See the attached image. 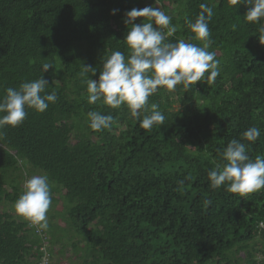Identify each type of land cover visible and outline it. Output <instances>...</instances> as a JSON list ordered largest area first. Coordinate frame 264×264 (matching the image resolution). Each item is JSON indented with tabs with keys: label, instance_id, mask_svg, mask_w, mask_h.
<instances>
[{
	"label": "trees",
	"instance_id": "16d2710c",
	"mask_svg": "<svg viewBox=\"0 0 264 264\" xmlns=\"http://www.w3.org/2000/svg\"><path fill=\"white\" fill-rule=\"evenodd\" d=\"M201 3L214 10L208 50L220 61L215 82L205 73L189 89H159L149 104L166 119L151 130L126 105L88 103L80 72L96 68L88 76L98 81L112 51L128 55L127 12L159 7L179 26L169 42L202 46L185 24ZM249 7L247 0L235 7L230 0H0V97L42 75L46 93L58 95L44 113L26 109L20 126L0 129V206L13 211L0 209V264H39L41 237L51 256L52 244L67 235L79 264H264V233L257 232L264 190L241 197L208 180L226 163L220 154L232 139L248 144L252 159L264 156V45L261 25L244 19ZM45 63L52 68L43 73ZM93 110L111 114L112 127L92 131ZM252 126L261 136L249 144L243 133ZM36 172L48 175L52 202L54 195L67 201L62 217L50 219L64 226L61 238L15 213Z\"/></svg>",
	"mask_w": 264,
	"mask_h": 264
},
{
	"label": "clouds",
	"instance_id": "9594fccd",
	"mask_svg": "<svg viewBox=\"0 0 264 264\" xmlns=\"http://www.w3.org/2000/svg\"><path fill=\"white\" fill-rule=\"evenodd\" d=\"M244 2L245 0H230L234 7ZM247 2L251 7L244 19L261 25L258 39L264 45V0ZM199 8L200 12L195 20L186 18L185 24L194 34L192 39L201 41L202 46L184 39L169 42L167 38L177 33L179 26L173 24L172 17L159 7L133 8L127 12L125 23L129 30L124 43L128 55L119 50L112 51L103 61L98 81L88 76L89 72L94 76L96 68L83 66L80 72L87 85L88 103L101 102L112 109L126 105L130 115L140 120V127L151 130L154 126L164 125L166 119L158 104H149V97L159 89L175 91L177 85L189 89L202 81L205 73H208L209 82H215L221 72L220 61L216 59L215 52L208 50L212 44L209 22L214 16V10L207 3H201ZM112 14H115V10ZM138 18H142L141 22L134 23ZM51 68L50 63L42 65L43 73ZM48 86V81L42 75L39 79L22 83L18 89H5V95L0 97V129L5 126H20L28 115L26 109L44 113L50 104H55L58 95L55 90L46 93ZM87 118L90 121L89 127L94 132L110 129L115 122L111 114L103 115L98 110L89 111ZM260 136V128L252 126L243 133V141L255 143ZM248 146L237 139H232L227 144L220 154L226 163L217 164L208 172L209 186L212 189L226 186V191L241 197L264 190V156L257 155L252 159L248 154ZM51 189L48 175H33L25 181L24 191L14 203L15 213L36 225L38 231L49 229L47 214L52 206ZM206 203L210 205L211 201ZM41 238L40 250L43 256L39 264L45 254L50 264L49 244L45 241L46 237Z\"/></svg>",
	"mask_w": 264,
	"mask_h": 264
},
{
	"label": "rangeland",
	"instance_id": "374dc122",
	"mask_svg": "<svg viewBox=\"0 0 264 264\" xmlns=\"http://www.w3.org/2000/svg\"><path fill=\"white\" fill-rule=\"evenodd\" d=\"M179 108H180L179 104L174 105V109H179ZM27 169H28V166L25 167V171H27ZM36 173L34 175H41L40 174L41 172H38L37 174ZM54 198L57 199V202H52V206L50 207V210L47 214L48 215V222H49V229L46 231V233L48 235L52 236L54 239H58L64 235H66L65 234L66 230H64V226L56 227V225L54 223L52 224L50 222V219L54 215L61 218L62 213H63V211H66V206L68 204H67L66 199L63 197H58L57 195H54ZM0 209L5 210L7 212L12 211L11 206L8 204H2L0 206ZM66 216H67V214H66ZM58 224L61 226L63 224V222L58 220ZM66 239H68V240L66 241ZM75 240L77 241L78 239L75 238ZM69 241H70L69 235H67L62 239L61 242H55L54 244L51 243L52 244V255L50 257V264H79L80 260L78 261L76 259L77 253L72 250V246L69 243ZM49 247L51 248L50 244H49ZM84 248H85L84 245H80L78 247V254H82V252H84Z\"/></svg>",
	"mask_w": 264,
	"mask_h": 264
},
{
	"label": "built area",
	"instance_id": "2783aa9c",
	"mask_svg": "<svg viewBox=\"0 0 264 264\" xmlns=\"http://www.w3.org/2000/svg\"><path fill=\"white\" fill-rule=\"evenodd\" d=\"M257 230L258 233L261 235L262 233H264V222H259L257 225ZM43 250L45 251V248H43ZM41 264H49V260H48V256L47 254L44 255V258L42 259Z\"/></svg>",
	"mask_w": 264,
	"mask_h": 264
}]
</instances>
